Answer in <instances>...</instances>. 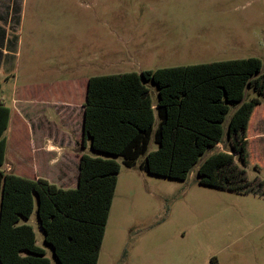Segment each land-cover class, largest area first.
I'll return each instance as SVG.
<instances>
[{
    "label": "rangeland",
    "instance_id": "obj_1",
    "mask_svg": "<svg viewBox=\"0 0 264 264\" xmlns=\"http://www.w3.org/2000/svg\"><path fill=\"white\" fill-rule=\"evenodd\" d=\"M2 49L8 54L0 56V103L11 110L5 172L19 175L21 157L30 164L34 156L48 161L51 152L56 170L46 176L75 188L78 156H100L89 144L81 148L89 78L264 62V0H0V55ZM259 100L246 126L208 153L233 155L221 172L235 168L239 175L219 179L225 188L201 185L195 170L172 180L116 159L121 169L97 264H264ZM156 149L151 141L149 151ZM33 226L36 246L56 264Z\"/></svg>",
    "mask_w": 264,
    "mask_h": 264
},
{
    "label": "trees",
    "instance_id": "obj_2",
    "mask_svg": "<svg viewBox=\"0 0 264 264\" xmlns=\"http://www.w3.org/2000/svg\"><path fill=\"white\" fill-rule=\"evenodd\" d=\"M259 97L264 62L258 58L89 78L81 148L89 144L100 156H78L73 189L0 170V264H50L32 227L19 224L34 214L56 264H97L121 169L116 159L172 180H185L195 170L201 185L225 188L219 179L239 175L235 168L221 172L233 155L208 153L246 126ZM9 119L10 109L0 104V167Z\"/></svg>",
    "mask_w": 264,
    "mask_h": 264
},
{
    "label": "crops",
    "instance_id": "obj_3",
    "mask_svg": "<svg viewBox=\"0 0 264 264\" xmlns=\"http://www.w3.org/2000/svg\"><path fill=\"white\" fill-rule=\"evenodd\" d=\"M7 54H8V52L6 51V49H2L0 56L2 58V56H6ZM86 85H87V83H86ZM85 94H86V92H85ZM84 101H85V98H84ZM0 104H2V103H0ZM10 119H11V110H10ZM10 119H9V124H10ZM8 127H9V125H8ZM5 139H6V137H5ZM46 154L49 155V160H48L49 162L47 160H43V161H40L39 162L38 161V158L36 156H34L33 159H31V163L30 164H27L26 159L23 158V157H21V160L18 161V164H20L19 167H20V169H22V172L19 175H16V174H14V175H16L18 177H21V178H24V179L32 180V181H36L38 179H44L48 183H50L52 185H55L58 188H61L50 177L51 174H52V170L55 169V164L54 163L52 164V162H56V160H54V159L52 160V158L55 157V154L54 153H51V152L46 153ZM6 155H7V139H6L5 160H4V164L0 167V170L3 171V172H5V169L4 168L8 166L7 165V156ZM78 159H79V157H78ZM78 159H77V161H75V163H76L77 166H78ZM29 170H30V173H29ZM47 172L50 174V176H46V173ZM5 173H8V172H5ZM61 189H65V188H61ZM67 189H73V188H67ZM32 218H34V221H33L34 224H33V222H31ZM19 224H25V225L31 226L32 229H33V232H34V226L33 225H35L36 227H38V229L40 230V228L38 226V222H37V219H36L35 214L32 215L29 218V220H27V221L21 220ZM34 234H35V232H34ZM35 240H36V236H35Z\"/></svg>",
    "mask_w": 264,
    "mask_h": 264
},
{
    "label": "water",
    "instance_id": "obj_4",
    "mask_svg": "<svg viewBox=\"0 0 264 264\" xmlns=\"http://www.w3.org/2000/svg\"><path fill=\"white\" fill-rule=\"evenodd\" d=\"M78 153H80V150H78Z\"/></svg>",
    "mask_w": 264,
    "mask_h": 264
}]
</instances>
